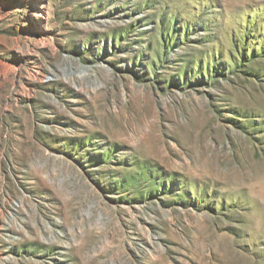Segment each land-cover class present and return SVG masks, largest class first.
Returning a JSON list of instances; mask_svg holds the SVG:
<instances>
[{"label":"rangeland","instance_id":"rangeland-1","mask_svg":"<svg viewBox=\"0 0 264 264\" xmlns=\"http://www.w3.org/2000/svg\"><path fill=\"white\" fill-rule=\"evenodd\" d=\"M0 264H264V0H0Z\"/></svg>","mask_w":264,"mask_h":264}]
</instances>
